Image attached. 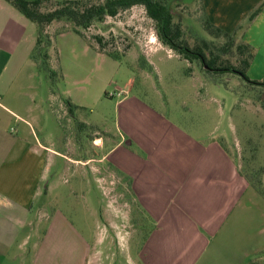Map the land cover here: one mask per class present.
Instances as JSON below:
<instances>
[{"label": "rangeland", "instance_id": "rangeland-1", "mask_svg": "<svg viewBox=\"0 0 264 264\" xmlns=\"http://www.w3.org/2000/svg\"><path fill=\"white\" fill-rule=\"evenodd\" d=\"M225 1L224 5L216 2L226 8L230 20H218L219 23L245 40L248 28L264 12V0ZM8 8L14 13L10 28L21 29L14 15L26 19L10 5ZM171 8L189 44L194 45L198 37L210 39L201 26L204 18L201 0H173ZM258 9V14L252 17ZM212 14L217 17L215 9ZM7 18L8 15L4 22L0 21V28ZM25 22L28 38L38 27ZM54 26L48 28L51 36L72 27L67 22ZM70 32L60 38L56 36L51 51V67L61 72L62 80L55 84L53 105L57 114L50 115V127L55 134L54 148L75 159L77 167L60 156L54 157L48 178L53 189L44 196L43 214H38V205L35 209V264H81L84 258L88 264L141 263L139 251L150 222L135 201L124 174L110 161L98 170L93 163L77 162L101 157L108 151V145L101 148L96 145L100 138L108 135L118 138L116 99L110 97L114 93L127 90L128 96H134L172 125L205 143L212 137L223 139L240 173L264 194L262 88L251 86L236 75L210 76L199 63L182 59L158 40L155 23L141 6L93 24L84 31V37ZM96 36L106 39L104 52L118 54L119 60L97 53ZM253 48L256 56L257 49ZM141 57L147 64L151 60L153 66L142 69ZM19 68L21 72L25 70ZM254 75V80L249 79L264 81L263 64L254 70ZM64 99L76 106L73 115ZM83 170L87 171L84 175ZM250 214L259 221L263 209L252 207ZM53 219L58 224L46 239L45 232ZM29 249L31 246L24 264H32ZM259 257H263L264 264V252Z\"/></svg>", "mask_w": 264, "mask_h": 264}, {"label": "crops", "instance_id": "crops-1", "mask_svg": "<svg viewBox=\"0 0 264 264\" xmlns=\"http://www.w3.org/2000/svg\"><path fill=\"white\" fill-rule=\"evenodd\" d=\"M216 1L226 4L201 0L202 10L214 25L230 32L218 21L230 18ZM7 4L0 0V21L9 17L0 28V264H24L29 246L35 264V209L38 205V214H43L44 196L53 189L48 178L54 157L77 166L75 159L54 148L50 115L57 114L56 93L31 58L37 30L25 38L28 20L15 15L21 29L10 28L14 13ZM245 42L257 49L247 71L254 80V70L262 64L264 68V12L248 28ZM119 93L110 96L116 99L118 138H100L96 145H108V151L77 162L93 163L97 170L113 162L129 182L150 222L140 264H262L258 255L264 252V194L240 173L229 146L214 137L205 143L128 96L127 90ZM256 206L263 209L259 221L250 214ZM55 224L53 219L46 239ZM80 262L88 264V259Z\"/></svg>", "mask_w": 264, "mask_h": 264}, {"label": "trees", "instance_id": "trees-1", "mask_svg": "<svg viewBox=\"0 0 264 264\" xmlns=\"http://www.w3.org/2000/svg\"><path fill=\"white\" fill-rule=\"evenodd\" d=\"M4 1L28 21L37 25V39L31 58L36 63L39 72L44 75L53 93H56L55 84L62 80L61 72L51 67L54 38L68 30L84 37V31L93 24L107 17L115 18L120 13L137 6L143 7L146 16L155 23L158 40L182 59L189 63H199L203 71L210 76L236 75L249 85L264 90V81H252L247 75L255 57L254 48L234 33L214 25L204 10L201 26L210 39L196 37L197 41L191 45L184 36L181 23L175 22L176 15L171 8L173 0H98L99 3H93V0ZM258 12L259 9L252 14V17H255ZM54 22H67L72 27L51 36L47 28ZM95 41L98 45V53L119 60L118 54L104 52L107 42L103 36H96ZM139 64L142 69L150 67L144 57L140 58ZM64 101L71 114L76 106L69 99H64Z\"/></svg>", "mask_w": 264, "mask_h": 264}, {"label": "built area", "instance_id": "built-area-1", "mask_svg": "<svg viewBox=\"0 0 264 264\" xmlns=\"http://www.w3.org/2000/svg\"><path fill=\"white\" fill-rule=\"evenodd\" d=\"M115 94V93H114ZM114 94H112V95H114ZM120 93H118V94H115V95H119Z\"/></svg>", "mask_w": 264, "mask_h": 264}]
</instances>
